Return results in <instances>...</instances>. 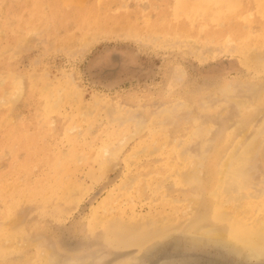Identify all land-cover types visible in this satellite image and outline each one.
I'll use <instances>...</instances> for the list:
<instances>
[{"label":"rangeland","instance_id":"obj_1","mask_svg":"<svg viewBox=\"0 0 264 264\" xmlns=\"http://www.w3.org/2000/svg\"><path fill=\"white\" fill-rule=\"evenodd\" d=\"M263 223L264 0H0V264H264Z\"/></svg>","mask_w":264,"mask_h":264},{"label":"bare ground","instance_id":"obj_2","mask_svg":"<svg viewBox=\"0 0 264 264\" xmlns=\"http://www.w3.org/2000/svg\"><path fill=\"white\" fill-rule=\"evenodd\" d=\"M245 149V148H244ZM238 158V157H237ZM236 160V159H235ZM243 160V159H242ZM238 162V161H237ZM237 164V163H236ZM233 174V173H232ZM228 177V176H227ZM234 177H232V178H227V180H226V183L228 184V185H231L230 187H231V189L232 190H234L235 191V193H236V186H235V184H236V182L234 181ZM224 186V185H223ZM218 187V186H217ZM227 188V187H226ZM229 189V188H228ZM221 192V191H220ZM237 194V193H236ZM229 195H230V193H229ZM238 195V194H237ZM252 196V195H251ZM236 197V196H235ZM218 198H219V196H218ZM238 198V197H237ZM234 200V199H233ZM237 201V200H236ZM220 205V204H219ZM242 228V227H241ZM245 228V227H244ZM235 231V230H234ZM244 231V230H243ZM236 232V231H235ZM234 232V234L232 235L233 237H236L237 238V233H235ZM256 232H258V233H256ZM239 234V233H238ZM249 236H251L250 237V239L251 238H258L259 240H264V223H263V225L259 228V229H257V230H255V231H253V232H251L250 234H249ZM224 237V236H223ZM243 237V236H242ZM245 237H247V236H245ZM224 239V238H223ZM226 240V239H225ZM258 242V241H257ZM263 242V241H262ZM254 243H256V242H254ZM259 243V242H258ZM45 259V258H44Z\"/></svg>","mask_w":264,"mask_h":264}]
</instances>
